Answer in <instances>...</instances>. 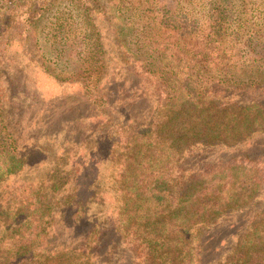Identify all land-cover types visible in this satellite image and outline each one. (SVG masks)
I'll return each mask as SVG.
<instances>
[{
    "label": "trees",
    "instance_id": "trees-1",
    "mask_svg": "<svg viewBox=\"0 0 264 264\" xmlns=\"http://www.w3.org/2000/svg\"><path fill=\"white\" fill-rule=\"evenodd\" d=\"M68 1L0 0V69L27 79L5 51L19 39L32 61L53 12L61 68H43L79 78L86 109L51 130L52 157L2 139L0 264H208L239 213L246 237L212 264H264V160L244 150L264 133V0Z\"/></svg>",
    "mask_w": 264,
    "mask_h": 264
},
{
    "label": "rangeland",
    "instance_id": "rangeland-1",
    "mask_svg": "<svg viewBox=\"0 0 264 264\" xmlns=\"http://www.w3.org/2000/svg\"><path fill=\"white\" fill-rule=\"evenodd\" d=\"M43 0H39L41 2ZM93 1V0H92ZM97 2H91L92 5H97L99 8L105 9V7L110 5L111 0H96ZM69 1L63 2L60 0L56 8L65 11V5ZM127 2V1H126ZM42 4H39L41 6ZM93 7V8H94ZM101 8V9H102ZM147 8H151L150 5L143 4L144 19H147V14H154L151 11H147ZM94 15L98 17V23L103 26H109L107 17L101 14L100 10L97 11L94 8ZM99 13V14H98ZM127 13H131L128 12ZM46 20H42L41 23H46L47 25L43 28L41 27L40 36L34 40L32 45L29 46L32 61L29 62V56L24 57V44L21 40H15L14 43L5 51L7 56V63L9 65L14 61H20L22 65L27 66V79H22L18 77V82H13L10 79L13 77L14 69L13 67H7L0 69V143H3L5 134L8 132L19 131L22 135L23 144L31 149L36 145H41L43 149L51 154L57 152L58 143L54 139L51 130L60 126L59 121H70L72 123L73 115L69 111L71 109L75 110V115L81 117L84 110V97L83 88L81 80L77 77L73 78L75 80H65L68 75L62 71L60 74L61 78L53 77L49 75L45 69L54 67V47L50 46V41L47 36L48 30L51 25L50 23L55 22V18L51 17L55 15L53 12H48ZM100 15V16H99ZM1 17V16H0ZM136 20H139L136 18ZM53 24V23H52ZM54 25V24H53ZM150 26L149 24L147 25ZM106 30V29H105ZM156 31V30H155ZM112 31L110 30V33ZM230 34L232 33L229 30ZM228 32V33H229ZM52 45V44H51ZM24 59V63L22 60ZM24 65V66H25ZM44 67V68H43ZM55 76V77H54ZM87 112V111H86ZM69 122V123H70ZM81 122V120H79ZM73 126V125H71ZM1 145V144H0ZM246 152H249L252 156H258L264 160V133H259L253 138H250L245 143ZM45 155L41 153L34 152L33 161H39ZM262 192V193H261ZM260 192V197L256 207L260 206L264 208V188ZM254 210V209H253ZM253 212V211H252ZM247 216L245 214L239 213L233 216L228 215L224 223L220 227L216 226L212 233V241L215 245L212 247V256L216 260L208 261V264H212L225 260L232 253L233 249L237 246V237H246L247 230ZM235 228H230L234 227ZM230 226V227H229ZM229 227V228H227ZM138 259L141 264L147 263L146 254L142 250L137 252ZM124 256L117 257L119 261L123 263ZM125 264H131L127 261ZM139 264V263H138Z\"/></svg>",
    "mask_w": 264,
    "mask_h": 264
}]
</instances>
